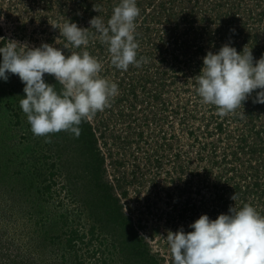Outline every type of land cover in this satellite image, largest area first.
Masks as SVG:
<instances>
[{
  "label": "rangeland",
  "instance_id": "1",
  "mask_svg": "<svg viewBox=\"0 0 264 264\" xmlns=\"http://www.w3.org/2000/svg\"><path fill=\"white\" fill-rule=\"evenodd\" d=\"M117 3L0 0V37L48 42L66 56L86 48L119 88L79 135L46 139L20 108L18 75L0 80V264H169L167 230L191 231L201 214L215 219L234 204L264 214L259 90L221 115L195 80L202 57L224 43L264 54V0H136L143 60L127 70L111 64L89 24L97 15L106 22ZM65 18L90 28L87 45L66 40Z\"/></svg>",
  "mask_w": 264,
  "mask_h": 264
},
{
  "label": "clouds",
  "instance_id": "2",
  "mask_svg": "<svg viewBox=\"0 0 264 264\" xmlns=\"http://www.w3.org/2000/svg\"><path fill=\"white\" fill-rule=\"evenodd\" d=\"M94 7V6H93ZM99 10V5L94 7ZM140 14L136 0H119L105 22L100 15L89 20L95 35L107 45L110 62L121 70L139 66L135 20ZM65 18L60 32L73 46L87 45L89 29ZM0 44V80L18 75L23 83L19 100L34 135L45 136L62 130L79 135V125L107 107L119 91L118 84L100 73L103 62L83 48L65 55L48 42L31 46L28 41L5 39ZM51 74L61 87L44 79ZM196 91L202 102L216 106L221 115L242 107L254 90V103H264V54L258 59L251 49L237 51L224 43L202 57L195 76ZM235 199V193L231 197ZM176 231L162 237L169 249V264H264V214L248 203L230 206L215 219L201 214Z\"/></svg>",
  "mask_w": 264,
  "mask_h": 264
},
{
  "label": "trees",
  "instance_id": "3",
  "mask_svg": "<svg viewBox=\"0 0 264 264\" xmlns=\"http://www.w3.org/2000/svg\"><path fill=\"white\" fill-rule=\"evenodd\" d=\"M88 132H90V128L88 127Z\"/></svg>",
  "mask_w": 264,
  "mask_h": 264
}]
</instances>
